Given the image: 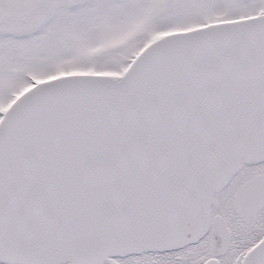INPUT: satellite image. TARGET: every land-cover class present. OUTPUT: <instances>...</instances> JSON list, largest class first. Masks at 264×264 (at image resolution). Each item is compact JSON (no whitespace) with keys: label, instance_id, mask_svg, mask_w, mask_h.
<instances>
[{"label":"snow or ice","instance_id":"6c2138e0","mask_svg":"<svg viewBox=\"0 0 264 264\" xmlns=\"http://www.w3.org/2000/svg\"><path fill=\"white\" fill-rule=\"evenodd\" d=\"M0 264H264V0H0Z\"/></svg>","mask_w":264,"mask_h":264}]
</instances>
